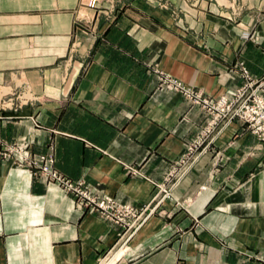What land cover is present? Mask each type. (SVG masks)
<instances>
[{"label": "crops", "instance_id": "obj_1", "mask_svg": "<svg viewBox=\"0 0 264 264\" xmlns=\"http://www.w3.org/2000/svg\"><path fill=\"white\" fill-rule=\"evenodd\" d=\"M226 2L0 0V264H264V143L162 83L264 89V0Z\"/></svg>", "mask_w": 264, "mask_h": 264}, {"label": "rangeland", "instance_id": "obj_2", "mask_svg": "<svg viewBox=\"0 0 264 264\" xmlns=\"http://www.w3.org/2000/svg\"><path fill=\"white\" fill-rule=\"evenodd\" d=\"M90 1L91 0H79L80 9H79V12H78V17H79L80 20L78 22L88 24L89 21H86V19L88 18V16H87L88 11L96 9L98 3L100 2V0H97V2L92 7H88V4H89ZM243 38L244 39H248L246 36H244ZM236 69L237 70H235V71L239 72V78H240L242 83L239 86H236L233 89V93H232V97L231 98H226V97H222L221 98V99L227 100L226 105H224V107H222V108L219 107V103H220L219 101L220 100L212 101V100L205 99L203 97H199L196 92L191 91L189 89H186L180 83H178L175 80H172V79H170V78H168L166 76H164L165 78L163 79L162 83H165V84H167L169 86H172L173 88H175L179 92H181L183 94H187L188 96H190L193 99L194 98L197 99L202 104V106L206 109V111L208 113H210L212 116L218 115V112H216V111H220V109L224 110L225 114H227L226 116L229 117L228 122H230L231 120L232 121L233 120H237V121L243 123L245 125V127L247 128V130L253 136H255L260 142L264 143V140L262 138H260V137H263L262 134L260 133L259 134L260 136L256 134V132H255L256 131V127H254L253 123L250 122V121H247V120H243L239 116H237V115L240 114V112H241V115H242V113L245 112V110H247L246 109L247 107H249L248 109H252V107H256V104H257V102L259 100H262L263 104H264V93H263L264 89L262 87V83H255L254 82V80L251 78L249 70L244 66V64L242 62L238 63ZM5 90H7V89H5ZM18 97L19 96H16L15 100H13V102H8V100H6L7 102L4 103L5 106H12V103H14V102H17V103L21 104V101L19 100ZM0 98H2V96ZM26 98L27 99L30 98L29 94L26 95ZM222 117H225V116H221V118ZM217 119H220V117L216 116L215 117V121ZM0 156L4 157L5 153L0 151ZM44 160L45 159L42 158L43 162H44ZM50 162L51 161L48 159L45 163H50ZM43 168H47L50 172H54L57 175H59L62 178H64L61 174H59L58 172H56L54 170H51L48 167V165H45L44 163L41 164L39 170L41 172H43L42 171ZM48 178H50V177H48ZM48 182H49V180H48ZM72 184L76 185L75 183H72ZM79 188L84 190V188L82 187V184L79 186ZM72 196L74 198H76L77 200L83 202V204L85 206H88V207H91L93 205L100 206V204L97 203L95 201V199L92 198L91 196H89V200H87V199L83 200L85 198H83V197L81 198V196H77V197L74 196V195H72ZM86 201H88L89 204Z\"/></svg>", "mask_w": 264, "mask_h": 264}, {"label": "built area", "instance_id": "obj_3", "mask_svg": "<svg viewBox=\"0 0 264 264\" xmlns=\"http://www.w3.org/2000/svg\"><path fill=\"white\" fill-rule=\"evenodd\" d=\"M97 2V0H91L88 4V7H92L95 3ZM219 107H224V105H226L227 100L225 99H220L219 101ZM249 107H247L245 110V112L242 113L241 112L239 116L241 119L243 120H247L253 123L254 127H256V134L259 135L260 133L262 134L263 137H260L264 140V104L262 100H259L256 104V107H252V109H248ZM218 112V115H216L217 117H221V116H226L227 114H225L224 110L220 111H216ZM215 116V117H216ZM260 136V135H259ZM43 174L47 177V179L49 180L50 183H53L57 186H59L64 192H66L67 194H72L74 196H81V198H85L83 200H89V195L87 192H85L84 190L80 189L79 186L81 185L80 183L73 185L72 182H70L69 180H66L65 178H62L61 176L57 175L54 172H50L47 168H43L42 170ZM50 177V178H48ZM79 188V189H78ZM88 204L89 202L86 201ZM100 206L99 207H103V203H99ZM127 212L131 211L130 209L125 210Z\"/></svg>", "mask_w": 264, "mask_h": 264}, {"label": "bare ground", "instance_id": "obj_4", "mask_svg": "<svg viewBox=\"0 0 264 264\" xmlns=\"http://www.w3.org/2000/svg\"><path fill=\"white\" fill-rule=\"evenodd\" d=\"M216 1H218L220 4H223V5L224 4H227L226 0H216ZM7 92H8V90H5V89L0 90V97L3 96V95H5Z\"/></svg>", "mask_w": 264, "mask_h": 264}]
</instances>
